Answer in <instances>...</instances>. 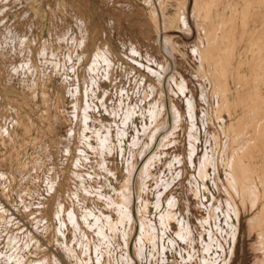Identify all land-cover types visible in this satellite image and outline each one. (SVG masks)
Returning a JSON list of instances; mask_svg holds the SVG:
<instances>
[{
	"label": "rangeland",
	"instance_id": "obj_1",
	"mask_svg": "<svg viewBox=\"0 0 264 264\" xmlns=\"http://www.w3.org/2000/svg\"><path fill=\"white\" fill-rule=\"evenodd\" d=\"M194 3L0 0V264H264V0Z\"/></svg>",
	"mask_w": 264,
	"mask_h": 264
},
{
	"label": "bare ground",
	"instance_id": "obj_2",
	"mask_svg": "<svg viewBox=\"0 0 264 264\" xmlns=\"http://www.w3.org/2000/svg\"><path fill=\"white\" fill-rule=\"evenodd\" d=\"M195 1H196V0H186V8H185V9L188 11L190 8H192V6H193L194 8H196V5H197L198 3H197V2H196L197 4L194 3ZM253 2H254V1H253ZM259 2H260V1H259ZM259 2H258V3H259ZM261 2H262V1H261ZM244 4H245V3H244ZM252 4H253V3H252ZM256 4H257V3H256ZM201 6H202V5H201ZM205 6H207V5H205ZM205 6H204V8H205ZM244 6H245V5H244ZM228 7H229V6H228ZM206 8H207V7H206ZM196 9H197V8H196ZM200 9H201V8H200ZM205 10H206V9H205ZM233 10H234V9H233ZM197 11H198V10H197ZM202 11H203V9H202ZM199 12H200V11H199ZM233 12H234V11H233ZM193 13H194V12H193ZM195 13H196V12H195ZM234 14H235V13H234ZM234 14H233V15H234ZM263 14H264V13H263ZM242 16H243V15H242ZM239 17H240V16H239ZM247 17H248V16H247ZM230 19H231V18H230ZM245 19H246V18H245ZM258 20H259V18H258ZM182 21H183V20H182ZM249 21H250V20H249ZM262 22H263V21H262ZM262 22H261V23H262ZM258 23H259V22H258ZM261 23H260V24H261ZM262 24H263V23H262ZM196 25H197V24H196ZM241 25H242V24H241ZM242 26H243V25H242ZM249 26H250V25H249ZM262 28H263V27H262ZM260 29H261V28H260ZM263 29H264V28H263ZM263 29H261V30H263ZM259 32H260V31H259ZM259 32H258V33H259ZM235 33H236V32H235ZM262 33H263V31H262ZM225 35H226V34H225ZM254 35H255V34H254ZM261 35H262V34H261ZM209 36H210V35H209ZM263 36H264V33H263ZM210 37H211V36H210ZM255 37H256V36H255ZM257 37H258V36H257ZM260 38H262V37H260ZM263 38H264V37H263ZM216 39H217V37H216ZM241 39H242V38H241ZM257 40H258V39H257ZM260 40H261V39H259V43L261 42ZM263 40H264V39H263ZM263 40H262V41H263ZM212 41H213V40H212ZM217 41H218V40H217ZM226 41H227V40H226ZM226 41H225V42H226ZM234 41H235V39H234ZM221 42H222V41H221ZM255 42H257V41H254L253 43H255ZM263 42H264V41H263ZM210 43H211V42H210ZM211 44H212V43H211ZM216 44H217V43H216ZM216 44H213V45H216ZM226 44H227V43H226ZM226 44H225V45H226ZM235 44H236V43H234V45H235ZM257 44H258V43H257ZM262 44H263V43H262ZM231 45H232V44H231ZM231 45H230V47H231ZM255 45H256V43H255ZM258 45H259V44H258ZM263 45H264V44H263ZM219 46L221 47V45H219ZM210 47H211V45H210ZM212 47H213V46H212ZM257 47H258V46H257ZM257 47H256V48H257ZM260 47H262L261 44H260ZM260 47H259V48H260ZM263 47H264V46H263ZM223 48H224V47H223ZM225 48H226V46H225ZM204 49H205V48H204ZM261 49H262V48H261ZM261 49H259V50L257 49V50L260 52ZM220 50H221V49H220ZM224 50H225V49H224ZM227 50H228V49H227ZM233 50H234V49H233ZM204 51H205V50H204ZM206 51H207V50H206ZM211 51H212V50H211ZM225 51H226V50H225ZM225 51H224V52H225ZM231 51H232V50H230V52H231ZM234 51H237V50H234ZM242 51H243V50H242ZM249 51H250V50H249ZM251 51H253V50H251ZM217 52H218V51H217ZM247 52H248V51H247ZM259 52H258V53H259ZM261 52L264 53L263 50H262ZM205 53H206V52H205ZM207 53H208V52H207ZM226 53H227V52H226ZM234 53H235V52H234ZM209 54H210V53H209ZM211 54H212V53H211ZM218 54H219V53H218ZM250 54H251V53H250ZM261 54H262V53H261ZM213 55H214V54H213ZM227 55H228V53H227ZM230 55H231V53H230ZM230 55H229V56H230ZM206 56L209 57L208 55L205 54V57H206ZM215 56H216V54H215ZM219 56H220V55H219ZM222 56H223V55H222ZM245 56H246V55H244V57H245ZM255 56H256V55H255ZM262 56H263V55H261V56H259V57L262 58ZM203 57H204V56H203ZM213 57H214V56H212V58H213ZM231 57H232V56H231ZM236 57H237V56H236ZM214 58H215V57H214ZM219 58H220V57H219ZM226 58H227V57H226ZM226 58H225V55H224V59H226ZM261 58H260V59H261ZM236 59H237V58H236ZM254 59H255V61H256L257 56H256ZM204 60H205V59H204ZM211 60H213V59H211ZM216 60H217V59H216ZM218 60H219V59H218ZM218 60H217V61H218ZM234 60H235V59H234ZM250 60H251V59H250ZM262 60H263V59H262ZM215 62H216V61H215ZM228 62H229V60H228ZM251 62H252V60H251ZM253 62H254V61H253ZM256 62H257V61H256ZM262 62H263V61H262ZM208 63H209V62H208ZM220 63H221V62H220ZM224 63H227V62H224ZM213 64H214V63H213ZM222 64H223V63H222ZM229 64H230V62H229ZM253 64H254V63H253ZM259 64H260V63H259ZM226 65H228V64H226ZM226 65H225V66H226ZM250 65H251V64H250ZM256 65H257V64H256ZM256 65H255V67H256ZM257 66H258V65H257ZM253 67H254V65H253ZM262 67H264L263 64L261 65V68H262ZM217 68H218V66H217ZM249 68H250V67H249ZM257 68H258V67H257ZM223 69L226 70L225 68H223ZM234 69H235V68H234ZM251 69L253 70V68H251ZM251 69H250V70H251ZM254 69H256V68H254ZM263 69H264V68H263ZM224 70H223V71H224ZM244 70H245V69H244ZM259 70H260V69H259ZM259 70L257 69V70H255V71H259ZM215 71H216V70H215ZM217 71H218V69H217ZM220 71H222L221 68H220ZM232 71H233V70H232ZM235 71H236V70H235ZM260 71H261V70H260ZM262 71H263V70H262ZM262 71H261V72H262ZM224 72H225V71H224ZM237 73H238V72H237ZM247 73H248V72H247ZM257 73H258V72H257ZM215 74H218V73H216V72L214 73V72H213V75H215ZM220 74H221V72H220ZM224 74H225V73H224ZM235 74H236V73H235ZM253 74H254V73H253ZM255 74H256V72H255ZM220 76H221V75H220ZM237 76H238V75H237ZM253 76H254V75H253ZM255 76H257V74H256ZM225 77H227V76L224 75V78H225ZM250 77H252V75H250ZM258 77H259V76H258ZM261 77H262V75H261ZM215 78H217V77L215 76ZM222 78H223V77H222ZM241 78H242V77H241ZM218 80H219V79H218ZM261 80H262V79H261ZM215 81H216V80H215ZM221 82H223V81H221ZM215 83H216V82H215ZM217 83H218V82H217ZM223 83H226V82H223ZM220 84H221V83H220ZM223 85H224V84H223ZM225 85H226V84H225ZM225 85H224L223 88H225ZM231 85H232V84H231ZM221 86H222V85H221ZM238 86H239V85H238ZM250 86H251V85H250ZM252 86H253V85H252ZM226 87H227V86H226ZM247 87H248V85H247ZM247 87H246V88H247ZM219 88H220V87H219ZM249 89H250V88H248V90H249ZM251 89H252V88H251ZM252 90H253V89H252ZM235 92H236V91H235ZM243 92H245V91H243ZM243 92H242V93H243ZM251 92H252V91H251ZM238 93H239V92H238ZM249 94H250V93H249ZM223 95H224V94H223ZM244 95H245V94H244ZM246 95H248V94L246 93ZM252 95H253V94H252ZM248 96H249V95H248ZM240 97H241V96H240ZM240 97H239V94H238V97H237V98L240 99ZM244 97H246V96H244ZM241 99H242V97H241ZM248 99H250V97H248ZM252 99H253V98H252ZM253 100H254V99H253ZM215 101H216V100H215ZM236 101H237V100H236ZM242 101H245V100H241V102H242ZM218 102H219V101H218ZM241 102H239V103L241 104ZM247 102H248V101H247ZM233 103H234V102H233ZM239 103H238V104H239ZM243 103H244V102H243ZM250 103H251V102H250ZM253 103H254V102H253ZM263 103H264V102H263ZM167 105H168V104H167ZM239 107H240V106H239ZM261 107H262V106H261ZM261 107H260V108H261ZM244 108H245V107H244ZM256 108H257V107H256ZM222 110H223V109H222ZM248 110H249V109H248ZM262 110H263V109H262ZM259 111H260V110H259ZM239 112H240V111H239ZM243 112H245V111L243 110ZM257 112H258V111H257ZM257 112H256V113H257ZM262 112H263V111H262ZM263 113H264V112H263ZM249 114H250V113H249ZM260 114H261V113H260ZM227 115H228V114H227ZM256 115H257V114H256ZM248 116H249V115H248ZM260 116H262V115H260ZM258 119H260V118H258ZM242 121H243V120H242ZM251 121H252V120H251ZM251 121H250V122H251ZM255 121H256V120H255ZM257 122H258V121H257ZM240 126H241V125H240ZM252 126H253V125H252ZM250 127H251V126H250ZM258 127H259V126H258ZM235 130H236V129H235ZM237 132H238V130H237ZM243 136H244V135H243ZM251 137H252V136H251ZM249 138H250V136H249ZM227 139H228V138H227ZM247 140H248V138H247ZM254 140H255V139H254ZM247 142H248V141H247ZM251 142H252V141H251ZM247 144H248V143H247ZM259 145H260V144H259ZM252 151H253V150H252ZM247 152H248V151H247ZM254 152H255V151H254ZM248 155H249V154H248ZM252 155H253V154H252ZM259 155H260V154H259ZM255 156H256V155H255ZM261 156H262V155H261ZM244 157H246V156H244ZM250 157L252 158V156H250ZM259 157H260V156H259ZM259 160H260V159H259ZM259 163H260V162H259ZM263 169H264V168H263ZM240 170H241V169H240ZM263 171H264V170H263ZM248 172H249V171H248ZM251 172H252V171H251ZM254 172H255V171H254ZM254 172H253V173H254ZM249 173H250V172H249ZM248 175H249V174H248ZM243 177H244V176H243ZM248 179H249V178H248ZM260 179H261V178H260ZM262 180H263V179H262ZM261 186H262V188L264 187L263 185H261ZM242 190H243V189H242ZM242 190H241V191H242ZM262 193H264V192H262Z\"/></svg>",
	"mask_w": 264,
	"mask_h": 264
}]
</instances>
